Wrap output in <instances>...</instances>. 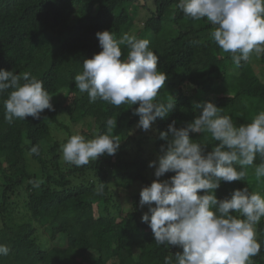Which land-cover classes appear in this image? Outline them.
I'll use <instances>...</instances> for the list:
<instances>
[{
  "label": "trees",
  "instance_id": "obj_1",
  "mask_svg": "<svg viewBox=\"0 0 264 264\" xmlns=\"http://www.w3.org/2000/svg\"><path fill=\"white\" fill-rule=\"evenodd\" d=\"M153 3L144 24L132 34L133 0H0V69L28 72L44 82L52 97L64 90L61 96H67L51 100L54 110L45 109L39 119L28 116L9 124L3 101L11 89L0 95V243L10 249L0 256V264H163L165 256L182 252L179 246L158 245L142 220L148 205H140V192L157 177L144 149L142 156L131 157L140 119L133 113L139 102L119 107L100 99L90 102L74 77L86 59L102 50L98 31L110 30L117 39L124 34L148 39L159 57L158 70L167 74L157 100L175 101V109L151 126L148 138L157 155L167 143L160 133L172 121L177 128L193 121L202 111L195 108L200 97L222 107L237 126L251 122L264 111V82L250 62L236 66L231 53L219 48L210 35L214 26L206 18L186 17L178 0ZM127 51L122 46V57ZM260 59L264 65V54ZM109 118L117 120L112 134L121 139L114 155H101L80 167L62 160L54 135L71 131L66 119L82 129L90 121L86 132L97 135L107 131ZM190 136L205 152L218 143L209 133ZM37 144L39 154L31 153ZM260 163L257 156L246 180L221 181L218 199L230 198L235 189L246 186L264 193V181L254 175ZM173 175L168 172L158 179ZM31 180H39L40 187L34 188ZM136 182L141 186L135 192ZM101 183L104 191L98 195ZM113 187L130 196L128 210L116 204ZM256 230L261 250L250 259L264 264V218ZM61 236L63 243L57 245Z\"/></svg>",
  "mask_w": 264,
  "mask_h": 264
},
{
  "label": "clouds",
  "instance_id": "obj_2",
  "mask_svg": "<svg viewBox=\"0 0 264 264\" xmlns=\"http://www.w3.org/2000/svg\"><path fill=\"white\" fill-rule=\"evenodd\" d=\"M177 7L193 20L206 18L214 26L211 37L223 52L231 53L236 66L253 53L264 54V0H178ZM96 36L102 50L84 61L82 72L74 77L76 87L90 102L100 99L116 107L139 102L133 114L140 117L137 127L147 131L158 117L175 109L172 99L157 100L167 79L158 70V55L146 38L124 34L117 39L110 30ZM122 46L128 49L123 57ZM9 89L3 101L9 124L28 116L39 119L45 109L54 110L44 82L28 72L0 69V95ZM195 108L202 111L193 121L180 128L172 121L160 133L167 143L161 145L158 159L149 163L157 179L140 192V205H148L142 220L158 245L182 249L174 258L165 256L163 264H252L250 258L261 250L256 226L264 218V193L246 186L235 189L230 198L218 199L216 190L221 181L246 180L257 156L261 163L255 166V179L264 181V111L237 126L212 101L196 103ZM116 125L117 120L109 118L107 131L91 139L72 134L61 145L64 161L80 167L102 154L114 155L121 143L119 135L112 134ZM190 133H209L218 143L205 152ZM30 152L39 154L40 146L33 145ZM168 172L175 175L158 179ZM30 183L40 187L39 180ZM103 191L101 183L96 192ZM9 251L0 243V256Z\"/></svg>",
  "mask_w": 264,
  "mask_h": 264
},
{
  "label": "rangeland",
  "instance_id": "obj_3",
  "mask_svg": "<svg viewBox=\"0 0 264 264\" xmlns=\"http://www.w3.org/2000/svg\"><path fill=\"white\" fill-rule=\"evenodd\" d=\"M154 8V3L153 0H133V5L130 7L131 11L134 14L135 17V24H134V29L132 30V34H134V32L138 29V27L140 28L143 24L144 21L146 20V15L153 10ZM262 55V54H261ZM261 55L257 56L255 53H253L250 56V60H248V62H250L253 66L255 71L257 72L259 78L262 80V82H264V65L259 64L258 60H261ZM65 93V90L63 92H60L59 94H56L54 97H52V100H60V99H66V97H62L61 95ZM209 101L208 97H200V101L199 102H207ZM197 102V103H199ZM65 122L67 124H69L71 131L70 132H65L60 131L57 132L55 131V138H57L58 142L62 145L64 143H66V140H68V138L70 137V134H74L75 132H79L80 134L84 135L86 139H91L93 138L95 135H93V133H89L86 132V127L89 125L90 121H87V124L84 125L83 129L81 128V124L79 127V125H72L68 119L65 120ZM138 128V127H137ZM139 130L135 132L134 134V142L132 143L135 148L134 150L131 151V157L132 154H136V153H140L143 154L145 153L148 156V159H146L147 163H148V167H149V163L153 160H157L158 159V155L154 154L152 152V140L148 137H150L152 135V127H150L147 131L142 130L141 128H138ZM96 133V132H95ZM144 149L145 151L143 153H141V150ZM60 152L62 154V150L60 149ZM103 157L108 156L107 153L102 154ZM142 156V155H141ZM62 160L63 159V155H62ZM151 171H155V167H150ZM141 186V183L136 182L135 184V192L139 191ZM113 193L115 195V202L117 205L120 206L121 209L124 210H128L131 207V198L129 195L125 194L120 188H116L113 187ZM117 210H115L116 212ZM63 239L64 237L61 236L60 238H58V240L55 241V243H57V245H62L63 243Z\"/></svg>",
  "mask_w": 264,
  "mask_h": 264
}]
</instances>
